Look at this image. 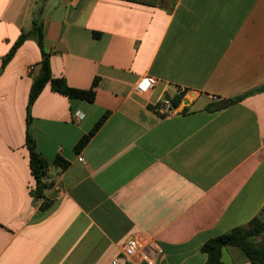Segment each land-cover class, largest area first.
I'll list each match as a JSON object with an SVG mask.
<instances>
[{
  "label": "crops",
  "instance_id": "crops-1",
  "mask_svg": "<svg viewBox=\"0 0 264 264\" xmlns=\"http://www.w3.org/2000/svg\"><path fill=\"white\" fill-rule=\"evenodd\" d=\"M39 3L52 74L94 98L47 82L32 102L49 162L35 197L26 115L41 50L27 37L2 58ZM143 74L157 81L142 93ZM263 83L264 0H0V264H105L133 234L137 264L145 252L152 264H203L206 239L264 206V90L214 108ZM179 88L196 90L185 111L158 115V98L184 101ZM222 260L258 264L233 246Z\"/></svg>",
  "mask_w": 264,
  "mask_h": 264
},
{
  "label": "trees",
  "instance_id": "trees-1",
  "mask_svg": "<svg viewBox=\"0 0 264 264\" xmlns=\"http://www.w3.org/2000/svg\"><path fill=\"white\" fill-rule=\"evenodd\" d=\"M94 34L97 35L98 32H94ZM27 37L35 38L41 50L39 70L36 76L33 78L29 89L26 115V145L29 152L30 170L35 179V186L31 190V194L35 197H40L43 195V190L47 186V183L45 182V175L49 162L37 150L36 141L31 132V104L47 82L51 84L54 90L67 95L69 98H79L88 101L93 100L94 89L93 87L88 89L71 87L62 77H56L52 74L49 62V53L44 49L42 11L40 6L32 12V24L30 29L27 31H22L9 51L3 56L2 66L12 57L16 48ZM95 82L96 78H94L92 86L95 85ZM260 90H264V83L242 94L228 98L226 102L219 103L215 105L214 108H220L230 102L242 98L248 93ZM173 102L174 104H177L179 102V97L174 98ZM106 116L107 112L103 113L94 123L92 128L78 139L74 146L76 150L86 144L90 136L101 125ZM53 162L60 167H65L67 164L66 160L60 156H57ZM227 246H233L237 248L244 259L258 264H264V206L258 215L253 216L245 224L233 226L224 232L206 239L201 245V250L206 253V260L203 264H227L222 260V249Z\"/></svg>",
  "mask_w": 264,
  "mask_h": 264
},
{
  "label": "built area",
  "instance_id": "built-area-1",
  "mask_svg": "<svg viewBox=\"0 0 264 264\" xmlns=\"http://www.w3.org/2000/svg\"><path fill=\"white\" fill-rule=\"evenodd\" d=\"M33 66L29 65V69H31ZM157 78L150 74H143L141 75L136 83H135V89L138 92H147L152 86L156 83ZM196 90L190 89L185 90L183 88H179L178 92L185 98L190 101L193 97V93H195ZM182 104H184V101H179ZM179 104H174L171 98L169 97H160L158 98L154 104H153V110L160 116H167L178 112V106ZM78 160H82V156H77ZM144 240L141 238V236L137 234L131 235L129 238H127L124 243L122 244V248L120 252L112 256L105 264H137L135 262V259L133 257L134 253L140 248L145 247L143 246ZM142 259L145 260L148 264H152V258L148 253L142 254Z\"/></svg>",
  "mask_w": 264,
  "mask_h": 264
},
{
  "label": "rangeland",
  "instance_id": "rangeland-1",
  "mask_svg": "<svg viewBox=\"0 0 264 264\" xmlns=\"http://www.w3.org/2000/svg\"><path fill=\"white\" fill-rule=\"evenodd\" d=\"M44 3L47 4V3H48V0H44ZM39 6H40L41 9H42V5L39 3V4L34 5V10L37 9ZM41 11H42V10H41ZM44 48H45V50H47V48L45 47V45H44ZM47 51H48V50H47Z\"/></svg>",
  "mask_w": 264,
  "mask_h": 264
},
{
  "label": "water",
  "instance_id": "water-1",
  "mask_svg": "<svg viewBox=\"0 0 264 264\" xmlns=\"http://www.w3.org/2000/svg\"><path fill=\"white\" fill-rule=\"evenodd\" d=\"M188 103H189L188 99L185 98V99H184V105H183V107H182L181 112L185 111V109H186V105H187Z\"/></svg>",
  "mask_w": 264,
  "mask_h": 264
}]
</instances>
